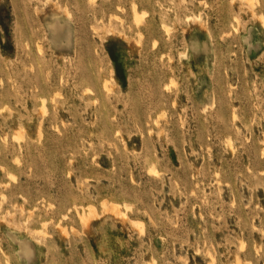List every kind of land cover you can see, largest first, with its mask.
Wrapping results in <instances>:
<instances>
[{
    "label": "rangeland",
    "instance_id": "obj_1",
    "mask_svg": "<svg viewBox=\"0 0 264 264\" xmlns=\"http://www.w3.org/2000/svg\"><path fill=\"white\" fill-rule=\"evenodd\" d=\"M0 264H264V0H0Z\"/></svg>",
    "mask_w": 264,
    "mask_h": 264
},
{
    "label": "bare ground",
    "instance_id": "obj_2",
    "mask_svg": "<svg viewBox=\"0 0 264 264\" xmlns=\"http://www.w3.org/2000/svg\"><path fill=\"white\" fill-rule=\"evenodd\" d=\"M246 1L249 2L250 0H246ZM251 1H253V0H251ZM254 1H257V0H254ZM250 3H251V2H250ZM255 3H256V2H255ZM248 4H249V3H248ZM256 5H257V4H256ZM134 9H135V8H134ZM251 9H252V8H251ZM133 14H135V13L133 12ZM136 14H137V13H136ZM259 16H260V15H259ZM188 18H189V17H188ZM260 18H261V17H260ZM134 19H135V18H134ZM186 19H187V18H186ZM261 19H263V18H261ZM262 23H263V21H262ZM262 25H263V24H262ZM234 30H235V29H234ZM38 49H39V48H38ZM59 84H60V83H59ZM103 87H104V86H103ZM40 99H41V98H40ZM42 99H43V98H42ZM42 102H44V100H42ZM42 102H41V105H42ZM41 107H43V105H42ZM43 109H44V108H43ZM41 111H42V109H41ZM43 111H44V110H43ZM43 111H42V112H43ZM43 113H44V112H43ZM41 114H42V113H41ZM228 139H229V138H228ZM224 141H225V140H224ZM229 141H230V140H229ZM229 147H231V146H229ZM151 169H153V168H150V169H148V170H150V171H152V172H155L154 169H153V170H151ZM154 174H155V173H154ZM12 179H13V178H12ZM114 207H115V206H114ZM74 208H75V207H74ZM89 208H90V207H89ZM91 208H93V207H91ZM76 212H77V211H76ZM87 213H88V212H87ZM76 214H77V213H76ZM86 215H87V214H86ZM86 215H85V216H86ZM122 215H123V214H122ZM77 216H79V215L77 214ZM81 216H82V214H81ZM83 216H84V215H83ZM83 216H82V217H83ZM64 217H65V216H64ZM78 218L80 219L79 221H82V220H83V222H84V220H85L87 217H86V218L84 217L85 219H84V218L82 219V218H80V217H78ZM85 221H86V220H85ZM82 224H85V222L82 223Z\"/></svg>",
    "mask_w": 264,
    "mask_h": 264
}]
</instances>
